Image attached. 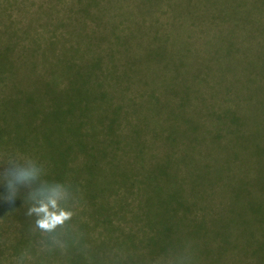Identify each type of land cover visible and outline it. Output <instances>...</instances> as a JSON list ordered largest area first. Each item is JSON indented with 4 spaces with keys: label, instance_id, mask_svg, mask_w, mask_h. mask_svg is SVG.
<instances>
[{
    "label": "trees",
    "instance_id": "trees-1",
    "mask_svg": "<svg viewBox=\"0 0 264 264\" xmlns=\"http://www.w3.org/2000/svg\"><path fill=\"white\" fill-rule=\"evenodd\" d=\"M158 1L100 6L98 13L82 5L75 14L91 19L78 21L75 47L68 43L57 60L45 57L51 72L31 92L29 129L14 125L33 159L25 195L28 264H204L218 255L214 200H227L224 212L234 208L235 147H247L235 135L252 111L250 87L131 85L121 83L120 72L131 68L66 60L72 49L242 51L235 45L246 29L248 0L238 5L244 19L235 23V0ZM163 5L165 11L153 10ZM112 10L119 13L111 18L122 20L108 19L104 11ZM54 191L62 193L57 208L72 216L44 236L33 229L41 219L33 209ZM117 219L129 229L115 226Z\"/></svg>",
    "mask_w": 264,
    "mask_h": 264
},
{
    "label": "rangeland",
    "instance_id": "rangeland-1",
    "mask_svg": "<svg viewBox=\"0 0 264 264\" xmlns=\"http://www.w3.org/2000/svg\"><path fill=\"white\" fill-rule=\"evenodd\" d=\"M158 2L0 0V264H28L33 257L29 251L30 223L25 201L29 184L22 178V173L32 168V152L23 146L26 138L15 133L14 125L26 122L29 129L31 92L46 81L43 72L48 75L51 72L45 68L50 66L45 57L54 61L58 58L55 54L65 52L61 50L68 43L75 47L78 21L91 19L80 16L78 11L75 14V9L82 5L98 13L96 8L100 6L156 7ZM241 2L232 1L236 7L232 13L234 23L244 19L237 10ZM247 4L246 29L238 38L240 45H235L236 50L242 51H78L75 54L72 49L66 59L80 66L131 68L130 72L120 71L121 83L131 85H198L204 89L206 82L209 85L230 82L250 87L252 111L246 125L235 135L237 140L246 139L247 147L243 149V143L241 147L233 145L236 148L232 164L236 188L234 208L224 212L222 207L227 200L222 197L214 200L218 206L219 239L215 244L218 255L204 264H264V0H248ZM164 5L153 10L163 12ZM104 13L110 20H122L111 18L113 13H119L117 10ZM162 14L163 20L171 17L170 12ZM153 15L152 12L150 16ZM214 154L220 156L219 152ZM202 160L204 157L199 161ZM54 193L59 194L58 198L62 196L59 191L52 192V196ZM115 224L124 225V221L117 219ZM124 226L129 229L128 225ZM36 228L41 230L38 225L33 229ZM41 234L46 235L44 230ZM42 235L36 237L38 249L43 247Z\"/></svg>",
    "mask_w": 264,
    "mask_h": 264
},
{
    "label": "clouds",
    "instance_id": "clouds-1",
    "mask_svg": "<svg viewBox=\"0 0 264 264\" xmlns=\"http://www.w3.org/2000/svg\"><path fill=\"white\" fill-rule=\"evenodd\" d=\"M22 178L25 180L33 178V173L27 171L23 172ZM58 196V193H54L52 197H49L47 203H42L39 208L33 209L34 212L41 215V219L37 221V225L44 231L51 232L55 230L58 226L63 225L72 216L71 212L57 208Z\"/></svg>",
    "mask_w": 264,
    "mask_h": 264
}]
</instances>
